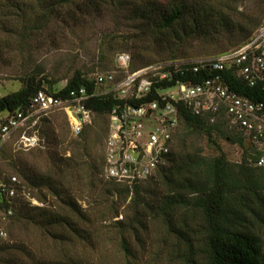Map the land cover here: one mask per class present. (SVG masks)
Here are the masks:
<instances>
[{
	"label": "trees",
	"instance_id": "trees-1",
	"mask_svg": "<svg viewBox=\"0 0 264 264\" xmlns=\"http://www.w3.org/2000/svg\"><path fill=\"white\" fill-rule=\"evenodd\" d=\"M74 1L61 0L64 4ZM132 1L141 2L133 11L136 17L152 22L178 39L232 34L233 48H236L246 43L264 24V0H153L150 4L146 0ZM248 1L253 3L251 8L247 6ZM226 51L228 49L218 54ZM194 66L200 67L184 63V59H171L160 70L166 74L165 79L150 78L151 90L142 100L158 99V90L171 88L176 82L199 85L210 77L211 71L205 66L197 72L193 71ZM231 81L240 95L264 101V92L259 88H249L238 78ZM19 82L18 90L0 95V130L18 113H27L39 91L67 96L81 87L89 93L97 89L94 79H87L80 72L57 91L53 90L54 83L41 78L37 71ZM118 103L121 102L114 96L107 95L92 97L85 101V106L92 113L106 116L108 121L110 111ZM3 113L6 117L1 119ZM179 119L165 157L166 164L157 167L151 176L132 184L117 183L104 176L103 157L101 173L104 177L99 179L98 185L92 184L90 190L91 203L99 206L95 214L82 211L70 195L67 174L73 168L71 156L49 154L39 178L29 179L28 173L22 170L18 172L20 180L12 177L15 182L11 178L1 182L4 187H0V215L11 220L10 229L23 224L38 231L53 248L46 249L56 253V258L45 260L38 255L43 251L35 255L24 243L1 242L0 264H110L107 254L101 253V248L110 242L118 246L122 264H158L157 257L140 260V250L134 244H139L138 230H146L150 224H157L166 231L162 243L164 248L170 243V251L165 264H264V167L255 166L261 153L222 121L210 123L204 117L193 116L185 108L181 109ZM197 136L212 144L218 151L217 156L204 157L192 140ZM217 139L242 148L240 163L227 161ZM92 161L89 169L94 170L95 175L100 171L96 172L98 166ZM29 190L37 191L39 200L44 199L48 205L31 206L30 199L27 200ZM9 191H13L12 196ZM30 197L34 199L35 195ZM119 215L121 220L114 221ZM107 221L111 225L102 237L95 222ZM82 243L90 253L78 250L77 246ZM96 253L102 256L93 258L94 262L91 259Z\"/></svg>",
	"mask_w": 264,
	"mask_h": 264
},
{
	"label": "rangeland",
	"instance_id": "rangeland-1",
	"mask_svg": "<svg viewBox=\"0 0 264 264\" xmlns=\"http://www.w3.org/2000/svg\"><path fill=\"white\" fill-rule=\"evenodd\" d=\"M152 2L146 0L148 4ZM139 4L141 2L137 4L132 0H76L70 4H64L61 0H0V95L18 90L19 80L36 71L41 78L54 83V91L63 88L76 72L90 80L97 74L113 72L116 82H120L124 74L117 69L116 58L122 53L130 57L129 73L145 71L144 78L150 79L164 74L160 70L171 59L194 62L212 58L218 51H229L235 46L232 34L192 35L178 39L174 34L155 27L152 22L136 17L137 13L133 11ZM252 5L251 1L247 2L248 7ZM64 115L62 111L49 113L39 120L35 131L15 130L3 139L4 142L0 143V183L12 177L20 180L18 172L22 170L28 173L29 179L39 178L45 169V157L49 154L54 153L55 157L71 156L73 168L67 174L70 195L76 199L82 211L95 214L99 206L91 203L90 190L92 184H97L104 177L101 166L107 117L92 113L91 121L83 128L82 135L75 136ZM5 117L3 113L1 119ZM22 132L28 135L36 133L40 140L38 148L20 150L18 140ZM192 140L196 148L202 150L204 157L217 156L218 151L204 137L197 136ZM216 143L229 163H240L241 147L222 139H217ZM92 159L98 166L96 172L100 171L95 175L92 173L94 170L89 169L93 164ZM77 165L84 167L77 168ZM93 177L96 179L93 180ZM29 191L27 200L30 199L31 206L48 205L44 199L39 200L37 191ZM29 194H34L35 198L31 199ZM124 209L125 206L120 212ZM121 218L119 215L113 220L120 221ZM95 223L96 229L105 237V230L111 223ZM10 226L11 220L0 215V230L6 233V237L0 239V244L24 243L31 247L35 255L43 251L38 255L45 260L56 258V253L46 249L53 248L48 246V241L38 231L23 224L11 229ZM164 232L165 229L157 224H150L146 230H138L139 244H134L140 250V260L146 261L151 256L160 259L158 264L167 263L170 243L164 248ZM84 247V243L77 246L81 252L90 253ZM101 253L107 254L110 264L123 262L118 246L111 242L101 248ZM99 254L96 253L91 260L95 262L93 258H101Z\"/></svg>",
	"mask_w": 264,
	"mask_h": 264
},
{
	"label": "built area",
	"instance_id": "built-area-1",
	"mask_svg": "<svg viewBox=\"0 0 264 264\" xmlns=\"http://www.w3.org/2000/svg\"><path fill=\"white\" fill-rule=\"evenodd\" d=\"M130 61L128 55L119 54L116 67L124 74L122 80L116 82L113 72L97 74L94 77L97 89L92 93L84 87L67 96L39 91L27 113H18L2 126L0 143L15 130H34L42 117L55 111L65 113L73 135L78 136L91 121L92 111L86 108L85 101L112 95L121 103L108 115L103 148L104 176L108 179L132 184L165 165L182 108L210 123L224 122L230 131L261 153L255 166L264 167V101L240 95L231 85V79L238 78L247 87L264 92V24L239 47L212 58L184 61L201 68L205 66L211 71L210 77L199 85L176 82L171 88L158 90V99L151 102L142 99L150 92L152 82L144 78L145 71L129 73ZM200 67L194 66L193 71L197 72ZM165 77L166 74H161L158 78ZM39 143L36 133L22 132L18 147L29 151ZM11 181L15 182V178ZM12 195L13 191H9V196ZM5 237L6 233L0 230V238Z\"/></svg>",
	"mask_w": 264,
	"mask_h": 264
}]
</instances>
